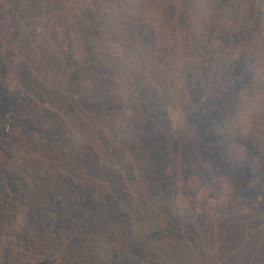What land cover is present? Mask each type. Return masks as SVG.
Instances as JSON below:
<instances>
[{"label": "rangeland", "instance_id": "374dc122", "mask_svg": "<svg viewBox=\"0 0 264 264\" xmlns=\"http://www.w3.org/2000/svg\"><path fill=\"white\" fill-rule=\"evenodd\" d=\"M243 1L204 40L205 0H0V264H264V0Z\"/></svg>", "mask_w": 264, "mask_h": 264}, {"label": "trees", "instance_id": "16d2710c", "mask_svg": "<svg viewBox=\"0 0 264 264\" xmlns=\"http://www.w3.org/2000/svg\"><path fill=\"white\" fill-rule=\"evenodd\" d=\"M208 7L207 16L199 23L192 31L197 37H202L204 40L213 39L216 35L226 32L227 30L234 31L240 25L239 14L245 13V3L243 0H205ZM243 19V18H242ZM188 27V26H187ZM191 29V27L189 28ZM264 44V40H263ZM260 45L261 42H260ZM263 47L260 48L263 52ZM174 231L172 226H160L147 229L141 237L136 241V245L144 247L147 243L154 242L161 235L168 234ZM134 244V242H133ZM130 245L131 242H130Z\"/></svg>", "mask_w": 264, "mask_h": 264}, {"label": "water", "instance_id": "95a60500", "mask_svg": "<svg viewBox=\"0 0 264 264\" xmlns=\"http://www.w3.org/2000/svg\"><path fill=\"white\" fill-rule=\"evenodd\" d=\"M35 264H51V263H49V262H47V261H40V262L35 263Z\"/></svg>", "mask_w": 264, "mask_h": 264}]
</instances>
